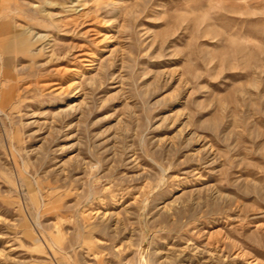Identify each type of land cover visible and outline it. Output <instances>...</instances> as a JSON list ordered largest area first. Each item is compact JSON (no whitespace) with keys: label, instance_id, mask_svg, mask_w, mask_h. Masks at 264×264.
Listing matches in <instances>:
<instances>
[{"label":"rangeland","instance_id":"rangeland-1","mask_svg":"<svg viewBox=\"0 0 264 264\" xmlns=\"http://www.w3.org/2000/svg\"><path fill=\"white\" fill-rule=\"evenodd\" d=\"M0 264H264V0H0Z\"/></svg>","mask_w":264,"mask_h":264}]
</instances>
